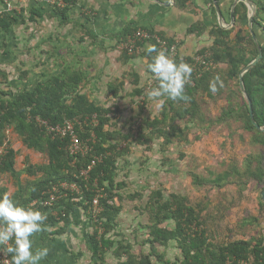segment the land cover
Listing matches in <instances>:
<instances>
[{
	"label": "trees",
	"instance_id": "obj_1",
	"mask_svg": "<svg viewBox=\"0 0 264 264\" xmlns=\"http://www.w3.org/2000/svg\"><path fill=\"white\" fill-rule=\"evenodd\" d=\"M61 1L63 7H58L55 3L53 8L55 14L62 18L61 23L67 24L71 20L69 12L77 1ZM251 2L255 7L252 28L253 26L260 27L261 15L264 12V0H251ZM36 16H38L36 11L28 12L30 21L34 22ZM25 21L23 14L1 13L0 33L2 38L5 39L6 36L11 35L13 29L25 24ZM211 37L213 39L211 46L195 54V56L203 57L205 65L198 64L196 72L199 77L194 79L192 73L191 81L185 86V94L190 99L188 101L167 100L159 116L151 120H142L138 127L137 143L148 145L153 139H161L162 144L168 145L175 138L179 139L184 135V131L180 127L181 122L197 124L198 120L200 123L210 120L199 115L203 107L199 102L204 104L205 98L206 101L211 99L213 102L224 100L226 105L221 110L220 116L214 121H209V126H217L220 123L238 124L242 131L250 135V143L258 149V153L246 156L240 167L230 164L226 175L219 176L215 182L220 185L222 180L231 177L236 179L232 184L239 187L241 192L243 191L242 187L252 186L258 194L257 209L262 213L264 212V203L260 194L264 189V133L257 131L252 125L248 101L241 94L238 84L240 72L256 58L257 48L248 29L233 27L224 30L214 27ZM257 42L261 47V60L243 75L242 81L247 98L251 103L253 119L256 125L264 129V39H257ZM3 43L5 45L6 41L3 40ZM142 43L137 42L134 45V55L129 59L135 58L137 54L140 55L138 50L142 49ZM151 43L157 48L153 41ZM170 44L168 43L169 46ZM154 55L155 53H148L147 50L143 53L147 64ZM124 57L128 59L125 54ZM181 61L191 66L194 65L193 58L176 59L177 63ZM75 64L77 65V63ZM149 76L152 79L150 74ZM216 76L220 77L224 86L213 94L209 91L208 85ZM84 80V71L77 67L72 69L69 65L62 74L38 81L32 89L22 88L14 92H6L2 86L10 87V82L4 72L0 71V144H4L7 150L0 166V173L9 172L13 167L15 152L10 148L8 141L4 140V133L9 129L22 136L25 147L37 149L46 154L47 165L37 168L39 172H43L42 180L28 186L25 194L18 197V200L20 199L18 204L30 207L32 202H37L34 208L47 215L44 223L48 227L55 228V234L63 233L71 224L70 217L77 208L85 202L90 203L95 195V190L102 189L103 197L100 199V206L103 211L95 220L100 222L103 233L99 237L95 232L87 236L93 252L102 258L104 248L108 249L113 245V242L108 241L105 237V232L113 227L114 216L120 210V207H116L113 202V198L122 200L118 195L113 194L114 190L120 187V183H114V173L117 159L124 152L119 151L117 143L107 145L105 127L121 110L117 107L103 109L96 106L85 93L80 92ZM134 82L137 85L139 81L136 78ZM120 85L121 83L108 85V91L112 96H118ZM143 96H146L145 92L137 87L134 97ZM69 99H71L70 103L66 105L65 101ZM109 114H112L113 117L109 118ZM93 115L96 116L98 122L97 127L93 128L97 136V142L93 147L94 151L107 156L84 180L79 176V173L88 162V155L84 159L79 158V162L72 167L71 160L63 149L67 140H53L37 124L36 120L47 121L49 124L55 125L73 119L87 118L91 120ZM75 130L82 139L88 136V130H84L82 133L77 126H75ZM128 137L130 136L126 135L123 139L126 140ZM193 181L196 186L202 185L198 177L194 176ZM63 182L75 183L79 187V193L59 190L55 194L56 200L52 202L51 206H40L39 203L49 198L52 188ZM226 183L229 184V182H224V184ZM2 193L1 189L0 195ZM145 208L149 213L150 222L149 226H146L147 238L143 244L150 247V252L146 255L133 256L130 253L131 248L128 245L123 246L119 242L115 255L118 257L119 253L124 254L125 264H153L152 258L159 264H264V238L261 235L259 237L250 235L246 239L236 240L229 238L226 242L215 245L207 233L206 221L209 215L201 216L204 209L201 204L192 206L188 204L185 197L178 195H170L169 199H164L162 194L157 192L151 193ZM250 222L254 224L256 220L252 218ZM173 245L181 254L180 260L177 259L174 263L165 261L163 255L156 253V248H162L163 251ZM8 258L10 259V257Z\"/></svg>",
	"mask_w": 264,
	"mask_h": 264
},
{
	"label": "rangeland",
	"instance_id": "obj_2",
	"mask_svg": "<svg viewBox=\"0 0 264 264\" xmlns=\"http://www.w3.org/2000/svg\"><path fill=\"white\" fill-rule=\"evenodd\" d=\"M26 1L0 0V14L4 12L6 5H10L13 12L23 14L26 20L25 24L16 27L13 36H7L5 39L6 44H9L8 47L12 48V51H9L11 54L6 44L0 47V57L3 56L8 63H0V66L6 67V71L4 69L1 71L7 76L9 82L15 81L19 84L16 88L8 85L2 86L6 92L21 90L23 85L35 82L36 63L40 53L37 46L42 42H38L40 39L37 32L38 25L28 19L27 10L24 9ZM50 1L47 0L46 3L53 6L54 0L52 3ZM119 53V59L116 60L113 55L110 58L107 57L106 60L96 56L97 60L90 63L92 69L97 72L107 69L109 74L115 72L114 62H122L125 58L122 50ZM6 57L11 58L7 60ZM139 57L145 58L143 53ZM126 59L122 62L126 71L119 79L121 85L118 90L122 89L125 84H130L131 79L134 81L128 76L130 68ZM130 59L128 56L127 61ZM134 59L137 60V57ZM8 61L13 63L9 64ZM144 61L146 62L147 59L145 58ZM140 69H142L141 72L136 74L139 79L136 86L146 95V87L151 80L147 69L145 67H140ZM20 73H23L24 80L22 81L18 79L21 76ZM107 96L109 97V94ZM204 100V104L199 102L200 106L203 105L199 115L210 119L209 121H214L220 116L226 103L224 100L215 102L211 99L206 101V98ZM65 103L68 104L67 101ZM116 104L121 110L120 114H116L105 129L107 145L117 143L119 151H124L123 155L117 159L114 173V183H120V187L113 192L122 200L113 198L114 205L119 206L120 210L114 216L113 227L105 232V237L109 241H120L123 246H131L130 253L133 256L146 255L150 252V247L143 244L147 238L146 226H149L150 222L145 206L151 193L157 192H160L164 199H169L170 195H178L185 197L188 204L192 206L198 204L204 206L201 216L209 215L206 221L207 233L215 245L226 242L229 238L230 240L246 239L247 236L259 237L264 233V212L260 213L257 209L256 190L252 186H245L242 187L241 192L239 187L232 184L236 179L231 177L222 180L220 185L215 182L219 176L226 175L230 164L240 167L246 156L258 153V149L250 143V135L242 131L238 124L220 123L217 126H209V121L200 123L198 120L197 124L181 122L180 127L184 131L181 138H175L168 145L162 144L161 139H153L148 145H141L137 143L139 124L144 119L151 120L159 116L163 108L157 109L147 95L140 98L132 97V99H127L126 103L116 102ZM126 135L130 137L124 140L123 137ZM194 176L201 180L202 185L196 186L193 181ZM224 182H229V184H224ZM100 194L103 197V193ZM87 209L88 205L85 202L77 208L73 218L70 217V221L72 220L75 224L70 225L72 231L58 238V241L63 243H60V246H65L74 256H77L80 264H99L101 261L107 264H125L124 254L119 253L118 257L115 255L114 249L117 248V242L114 243L113 250L100 258L93 252L90 243L84 241L86 235L95 232L99 237L103 233L100 222L90 217ZM80 214L86 218L83 219ZM87 216L91 220H88ZM252 218L256 220V223L251 224ZM77 219H79V224ZM174 246L166 251L156 248V253L163 255L165 261L174 263L181 258L180 252ZM152 261L153 264H159L154 258Z\"/></svg>",
	"mask_w": 264,
	"mask_h": 264
},
{
	"label": "crops",
	"instance_id": "obj_3",
	"mask_svg": "<svg viewBox=\"0 0 264 264\" xmlns=\"http://www.w3.org/2000/svg\"><path fill=\"white\" fill-rule=\"evenodd\" d=\"M46 1L27 0L25 3L24 9L27 10V13L36 11L38 14L34 18V22L38 25L37 32L40 36L38 42L42 43L37 46L40 53L36 63L35 82L22 87L32 89L36 82L62 74L65 68L71 65L72 69L77 67L84 71L85 80L82 82L80 92L86 93L90 101L103 109L116 108V102L126 103L127 99L134 97L138 86L131 79L130 84H125L119 90L117 97H112L108 91V85L121 83L119 79L124 76V71H126L122 65L125 58L122 62H114L115 72L109 74L107 69L101 72L92 69L90 63L97 60L96 56L106 60L113 55L114 60H116L119 59V51L121 50L127 57L133 56L135 51L127 52L123 45L136 32L143 31L150 35V39L143 41L144 43L140 42L143 45L142 49L138 50L140 54L153 45L151 41L157 46L159 45L157 41H161L168 48L173 47L174 59L187 60L194 58L200 50L211 46L213 41L212 29L214 27L221 28L211 0H76V5L69 12L71 20L67 24L61 23L62 18L55 14L53 6H50ZM236 1H217L222 15V25L228 26L226 30L236 27L249 31V7L245 2H238L233 7ZM249 1L251 2V0ZM232 9L233 16L231 15ZM260 23V27L253 26L252 28L258 40L264 39V12L261 15ZM15 29L9 35L10 37L13 36ZM5 39L0 33V47L4 44L3 40ZM79 42L82 43L79 44ZM168 43H171L170 46ZM117 44H119V48ZM157 49L159 50L160 47ZM163 49L166 50L167 48L164 46ZM7 50L8 52L12 51V48L7 47ZM139 56L137 54V60L134 58L129 61L126 60L130 68L128 76L134 80L138 79L136 74L141 72L140 67L147 69L145 58ZM10 58L6 57L7 60ZM4 60L1 56L0 63L8 64ZM8 62L9 64L13 63L12 61ZM2 69L6 71L5 66H0V71ZM18 79L24 80L23 73ZM9 85L11 88H16L19 84L14 81L10 82ZM70 100H66L68 104H65L69 105ZM108 117L112 118L113 115L109 114ZM4 135V140L8 141L15 155L10 171L0 173V190L2 189L3 193H10L11 198L18 203L20 200L18 197L25 194L26 191L24 190H28V186L42 180L43 172H39L37 168L47 165L46 154L37 149L25 147L22 136L13 132L12 129L6 131ZM73 215L74 213L71 218ZM80 215L83 219L86 218L82 214ZM87 219L91 220L88 216ZM77 220L78 223L79 219ZM71 224L75 223L71 220ZM69 226L63 233L55 234V228L48 227L44 223L43 230L34 234L32 237L33 248L47 247L49 249L48 256L40 264H80L77 261L78 257L74 256L65 246H60L61 242L58 241V238L72 231V226ZM87 236H85L84 241H88ZM261 236L264 238V233ZM110 242H113V245L108 249L107 247L104 248L103 255L113 250L115 242H117L118 247L120 241ZM129 247L131 248V246ZM167 249H171V247ZM99 264H107V262L101 261Z\"/></svg>",
	"mask_w": 264,
	"mask_h": 264
},
{
	"label": "clouds",
	"instance_id": "obj_4",
	"mask_svg": "<svg viewBox=\"0 0 264 264\" xmlns=\"http://www.w3.org/2000/svg\"><path fill=\"white\" fill-rule=\"evenodd\" d=\"M147 52L155 53L147 64V74L154 81V86L146 92L147 98L157 109H162L167 100L188 101L185 86L191 80L192 66L183 61L177 63L164 49L158 50L155 45L149 46ZM223 86V81L216 76L208 88L215 94ZM46 219L45 213L18 204L10 193L0 195V254L10 257L0 259V264H40L48 256L49 249H34L32 237L43 230Z\"/></svg>",
	"mask_w": 264,
	"mask_h": 264
},
{
	"label": "built area",
	"instance_id": "obj_5",
	"mask_svg": "<svg viewBox=\"0 0 264 264\" xmlns=\"http://www.w3.org/2000/svg\"><path fill=\"white\" fill-rule=\"evenodd\" d=\"M58 7H63V3L61 0H54L53 4H55ZM5 13H14L10 7V5H6V8L4 9ZM150 39V35L148 33H145L143 31L136 32L133 36L129 37L127 40V43L123 45V48L127 50V52H131L133 50L134 45L137 42H143L148 41ZM159 44L158 47L160 49L165 46L167 49L165 50L166 53L169 55L170 58L174 59V49L173 47L168 48L165 43H162L161 41H157ZM176 61V59H174ZM194 65L193 68V74L194 79L199 77L198 72H196V67L198 64L205 65L203 61V57L200 55H197L193 58ZM151 83H148L146 87V91L154 86V81L150 78ZM191 81V80H190ZM1 122V121H0ZM37 124L42 127L46 133L54 140H60L63 139L67 140V144L63 147L64 151L67 152L68 157L70 158V165L73 167L79 162V158L84 159L89 157L88 162L82 168V170L79 173V176L86 180L91 173V171L101 164L106 154L102 153H96L94 151V145L97 142V136L95 135L93 128H96L98 125L97 118L95 115L91 118V120L85 118L83 120L73 119V120H66L61 124H55L51 125L47 121L42 120H36ZM75 126L78 127V130H80L82 133H84V130H88V136L86 138H83L79 136V134L75 130ZM7 150L4 144H0V163L3 161L4 155H6ZM96 185V183H95ZM59 190L67 191L70 193H79V187L75 183H60L59 186L52 188V191L50 193L49 198L39 203L42 207H48L51 206L52 202L56 200L55 194L58 193ZM102 189H96L95 195L90 201V203L86 202V205H88L87 211L90 214V217L97 218L100 215V212L102 210L100 206V199H101V193ZM37 202H32L30 204V207H35V204ZM101 209V210H100ZM9 259L8 257H4L2 254H0V259Z\"/></svg>",
	"mask_w": 264,
	"mask_h": 264
},
{
	"label": "water",
	"instance_id": "obj_6",
	"mask_svg": "<svg viewBox=\"0 0 264 264\" xmlns=\"http://www.w3.org/2000/svg\"><path fill=\"white\" fill-rule=\"evenodd\" d=\"M211 1L213 3V8H214V11H215L216 16L218 18L220 27L222 29L226 30L228 26H226V25L223 26L222 25L223 24L222 23V15L220 13L219 6H218L217 1L216 0H211ZM238 2H245L248 5V7H249L250 14L248 16V27H249V32L251 34L252 40L255 43L256 48H257V56H256V58L254 60H252L248 65H246V67H244L242 69V71L240 72V74L238 76V84H239V89H240L241 94L248 101V109H249V115H250V120H251L252 125L256 128L257 131L264 133V129H262L258 125H256V123H255V121L253 119L251 103H250V101L247 98V95H246L245 90H244V87H243V81H242L243 75L247 71H249L250 69H252L261 60V57H262L261 47L258 45L257 39H256V37H255V35H254L253 31H252V19H253L254 13H255V8H254L253 4L249 0H237L235 2V4L233 5V7ZM231 15L233 16V9L231 10ZM260 197H261L262 202L264 203V189L261 192Z\"/></svg>",
	"mask_w": 264,
	"mask_h": 264
}]
</instances>
